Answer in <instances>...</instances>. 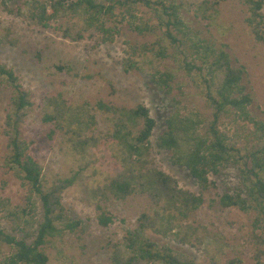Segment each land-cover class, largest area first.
<instances>
[{
	"label": "rangeland",
	"instance_id": "374dc122",
	"mask_svg": "<svg viewBox=\"0 0 264 264\" xmlns=\"http://www.w3.org/2000/svg\"><path fill=\"white\" fill-rule=\"evenodd\" d=\"M100 1L104 3L106 0ZM175 1L181 6L184 20L193 29L216 46L227 44L232 65L244 66L243 84L253 95L249 111L264 122V44L254 40L242 1ZM203 3L208 7L205 17L196 11L197 6ZM115 12L116 18H110L108 24L116 25L120 33L115 35L113 42L104 43L100 41L101 35L86 28L81 20L75 19L70 23L57 21L44 28L17 13L14 0L5 6L0 0V62L15 71L31 103L12 118L18 119L20 135L30 143L49 187L63 185L65 179H73L72 184L62 186L60 196L68 215L81 221L74 232L66 231L45 246L48 264L123 263L132 253L127 247V233L138 228L142 213L153 217L163 206V201L157 203L148 194L133 193L125 198L110 195L101 204L113 221L107 227L98 223L96 204L100 189L130 173L129 165L120 160L116 155L117 148L107 139L113 125L112 115L99 109L98 102L125 107L146 106L157 122L150 138L149 165L169 175L178 188L202 195L203 204L190 211L180 227L173 231L164 234L148 224L150 227L145 235L150 240L159 248L170 247L180 258L192 259L196 264H240L238 260L242 264H264V234L252 228L255 213L238 208L221 209L219 204L221 194L232 193L239 184L237 165H229L220 174L211 175L214 185L202 190L184 167L172 162L171 152L156 146V140L165 130L166 118L176 111L181 114L197 112L204 122L201 129L207 128L212 112L205 84L196 75H188L179 69L172 58L156 59L148 52L145 59L151 63L144 59L138 68L126 71L122 60L127 57L128 42L149 46L161 37V31L157 29L153 34H139L133 29L132 19H126L118 10ZM135 14L137 23L149 22L153 18L150 10L141 6L136 7ZM59 23L71 28V37L63 35ZM78 32L81 38L75 37ZM163 43L168 47L167 52L172 53L168 41ZM56 65L66 68L60 71ZM165 69L175 75L169 94L151 81L155 70ZM58 93L71 108L72 113L67 115L76 113L77 107L88 108L94 117V125L74 141L69 139L65 128L55 131L51 138L48 136L55 123H46L43 117L51 114L48 98L56 97ZM11 96V89L0 80V200L5 202V207L0 206V225L9 230L11 223L5 215L8 210L24 206L27 194L20 181L3 167L7 153V117L13 112ZM218 125L227 134L229 142L243 154L245 135L253 130L252 124L235 118L231 113L223 115ZM79 141L86 142L82 150L76 145ZM40 212L39 208L38 214ZM174 214L178 216L176 212ZM157 229L164 230L161 226ZM0 251L7 252V248L0 245ZM135 264L152 263L138 260Z\"/></svg>",
	"mask_w": 264,
	"mask_h": 264
},
{
	"label": "trees",
	"instance_id": "16d2710c",
	"mask_svg": "<svg viewBox=\"0 0 264 264\" xmlns=\"http://www.w3.org/2000/svg\"><path fill=\"white\" fill-rule=\"evenodd\" d=\"M9 1L11 0H2V4L5 6ZM14 1L17 13L25 15L41 27L48 28L57 21L70 23L78 19L83 21L86 28L100 34V41L104 43L113 42L115 35L120 33L116 25L108 24L110 18H116V10L126 19H132L133 29L139 34H153L159 29L161 37L149 46L132 45L128 42L127 57L122 60L125 70L138 68V64L147 57L146 52L156 59L172 58L177 67L186 74H194L202 79L207 89L212 118L208 120L207 128L203 131L204 122L197 112H174L165 120V130L156 140L157 148L171 152L172 162L184 167L202 190L214 185L211 175L220 174L229 165H237L239 184L232 193L221 194L220 207L253 211L255 216L252 228L255 232L261 230L264 234V122L249 111L253 95L243 84L245 68L240 64L238 67L232 65L227 44L216 46L202 37L198 30L184 20L181 6L175 0H106L108 4L100 0ZM241 1L246 7V22L254 40L264 44V0ZM205 5L200 4L196 9L203 17L208 9ZM138 6L150 10L153 18L149 22H135ZM59 25L63 28V35L71 37V28L67 25L63 27V23ZM75 37L81 38L80 33ZM164 40L172 47V53L167 52L168 47L164 45ZM55 68L61 71L66 67L56 65ZM174 78L175 75L169 69L155 70L151 74V81L165 94L171 92ZM0 80L12 91L10 106L13 111L7 117V153L3 167L27 190L24 206L19 205L14 210H8L5 215L11 223V230L0 225V245L7 248V252L0 251V264H48L49 257L44 248L49 241L62 236L66 231L74 232L81 223L68 215L60 196L61 190L72 184L73 179H65L62 181L63 185L49 187L43 167L33 155L30 143L20 135L18 119L12 118L30 106L28 94L15 71L2 62ZM50 105L51 114L43 117L44 122L55 123V128L49 131V138L55 135V131L65 128V133L70 135L69 139L74 141L94 125V117L89 114L88 108L76 107V113L69 116L72 113L71 108L60 93L56 97L48 98V107ZM97 106L111 113L113 125L107 139L117 148L116 155L120 160L129 165L130 172L100 189L96 204L98 223L107 227L113 221L108 210L101 204L110 195L125 198L133 193H141L151 195L157 203L163 201V206L156 210L153 217L142 213L138 219V228L127 233V247L132 253L121 264H135L138 260L152 264H196L192 259L180 258L168 246L159 248L145 235L146 229L150 227L148 224L164 234L173 231L180 227L181 221L190 211L203 204L201 194L195 195L178 188L169 175L149 165L150 138L157 125L150 110L143 104L125 107L98 102ZM231 113L235 118L253 126V130L245 135L243 154L242 150L229 142L227 134L218 125L223 115ZM83 141L76 144L82 147L80 150L86 144ZM0 206L5 207V202L0 200ZM157 226L164 230L157 229ZM237 262L242 264L241 260Z\"/></svg>",
	"mask_w": 264,
	"mask_h": 264
}]
</instances>
